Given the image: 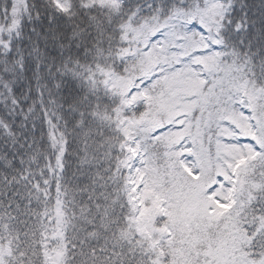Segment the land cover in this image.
<instances>
[{"label": "snow or ice", "instance_id": "snow-or-ice-1", "mask_svg": "<svg viewBox=\"0 0 264 264\" xmlns=\"http://www.w3.org/2000/svg\"><path fill=\"white\" fill-rule=\"evenodd\" d=\"M0 264H264V0H0Z\"/></svg>", "mask_w": 264, "mask_h": 264}]
</instances>
